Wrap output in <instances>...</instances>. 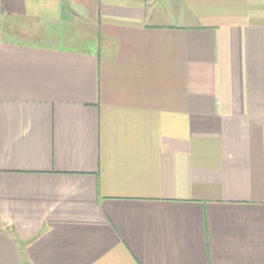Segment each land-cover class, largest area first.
I'll list each match as a JSON object with an SVG mask.
<instances>
[{"label": "crops", "instance_id": "crops-1", "mask_svg": "<svg viewBox=\"0 0 264 264\" xmlns=\"http://www.w3.org/2000/svg\"><path fill=\"white\" fill-rule=\"evenodd\" d=\"M0 264H264V0H0Z\"/></svg>", "mask_w": 264, "mask_h": 264}, {"label": "rangeland", "instance_id": "rangeland-1", "mask_svg": "<svg viewBox=\"0 0 264 264\" xmlns=\"http://www.w3.org/2000/svg\"><path fill=\"white\" fill-rule=\"evenodd\" d=\"M8 38L14 41H25V42H31L32 38H30L29 36H23L21 35V31H16V32H12L8 34Z\"/></svg>", "mask_w": 264, "mask_h": 264}]
</instances>
